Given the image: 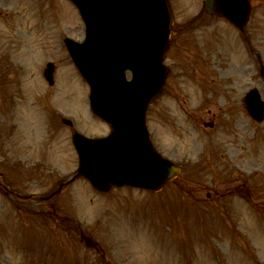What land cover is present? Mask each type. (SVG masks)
I'll return each mask as SVG.
<instances>
[{
    "label": "rangeland",
    "instance_id": "obj_1",
    "mask_svg": "<svg viewBox=\"0 0 264 264\" xmlns=\"http://www.w3.org/2000/svg\"><path fill=\"white\" fill-rule=\"evenodd\" d=\"M251 1L244 35L201 13L203 0H171L177 32L166 56L168 91L147 121L153 142L181 165L180 180L149 194L121 189L101 195L85 181L74 183L54 212L37 220L13 211L0 191V264H264V122L255 123L242 106L254 87L264 99V0ZM83 29L68 0H0V115L15 109L13 93L24 102L15 116L22 128L2 138L0 155L7 157L0 156V175L10 183L16 175L31 182L26 195L45 196L78 167L72 129L47 122L52 106L79 116L83 110L94 125L85 135L109 132L91 118L83 93L89 87L71 74L75 67L62 41L66 33L83 38ZM48 62L57 65L52 87L42 74ZM209 110L219 114L215 129L203 126ZM42 158L44 166H34ZM24 204L46 209L33 199ZM77 224L98 250L70 228Z\"/></svg>",
    "mask_w": 264,
    "mask_h": 264
},
{
    "label": "water",
    "instance_id": "obj_2",
    "mask_svg": "<svg viewBox=\"0 0 264 264\" xmlns=\"http://www.w3.org/2000/svg\"><path fill=\"white\" fill-rule=\"evenodd\" d=\"M242 2L243 0H206L205 3L211 12L228 17L242 28L249 16L248 2L244 1L245 4ZM79 3L87 22L89 35L87 43L83 46L85 51L83 59L79 60L76 57V62L86 79L95 86L94 88L109 97V101L106 104L101 103L97 109L109 111L112 109L111 105H121L126 98L121 97L123 91L131 92L136 99L142 97L147 99L133 118L138 122L136 131L134 124L129 121L123 124L118 118L115 120L112 117L107 118L115 130L113 138H116L118 131L126 133L124 144L127 150L119 149L115 152L106 147L104 152L102 151L103 165L108 167L106 164H110L112 169L108 167V170L103 171L97 168L95 172H91L84 159H81L82 172L101 190H108L110 185L114 184L108 178L115 173L121 174L125 183L134 184L131 173L138 170L134 154L141 149L148 157L146 163L150 165L147 172L149 176L151 175L152 178L158 172L164 182L171 177L161 174L166 171L167 164L164 162L156 166L157 164L153 163L154 160L150 157L151 145L147 132L143 130V123H145V109L161 92L165 82L166 69L160 66L164 50L167 48L171 22L170 15H167L169 10L166 0H79ZM155 22L158 25H155ZM125 38L133 40L136 45L141 43L133 54L122 49ZM127 67L133 69L135 73L134 81L129 84L123 80L118 81L119 71ZM50 72H52L51 65L46 71L49 79ZM92 100L93 103L96 102L94 93ZM247 102L252 116L260 118L264 110L260 95L249 94ZM93 107L98 111L94 104ZM135 132L138 134L140 132L142 136H139V146L129 136ZM105 143L107 141L103 142ZM101 174L108 178H102Z\"/></svg>",
    "mask_w": 264,
    "mask_h": 264
},
{
    "label": "bare ground",
    "instance_id": "obj_3",
    "mask_svg": "<svg viewBox=\"0 0 264 264\" xmlns=\"http://www.w3.org/2000/svg\"><path fill=\"white\" fill-rule=\"evenodd\" d=\"M106 165H108V167L110 168V169H112V165H110V164H106ZM108 167H106L105 165H102L101 167H100V169H102L103 171L104 170H108L109 168ZM102 178H106V175H104V174H101L100 175Z\"/></svg>",
    "mask_w": 264,
    "mask_h": 264
}]
</instances>
